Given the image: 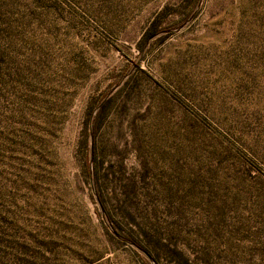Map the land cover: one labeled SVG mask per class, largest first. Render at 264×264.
<instances>
[{"label": "rangeland", "instance_id": "1", "mask_svg": "<svg viewBox=\"0 0 264 264\" xmlns=\"http://www.w3.org/2000/svg\"><path fill=\"white\" fill-rule=\"evenodd\" d=\"M0 264H264V0H0Z\"/></svg>", "mask_w": 264, "mask_h": 264}, {"label": "water", "instance_id": "2", "mask_svg": "<svg viewBox=\"0 0 264 264\" xmlns=\"http://www.w3.org/2000/svg\"><path fill=\"white\" fill-rule=\"evenodd\" d=\"M198 7H199V5H198ZM197 7V8H198ZM194 14H195V11L193 12V14L187 19V21L185 22V23H183L181 26H179L178 28H176L175 30H173V32H178V31H180L183 27H185L191 20H192V18H193V16H194ZM128 77V75L124 78V80L126 79ZM123 80V81H124ZM123 81L117 86V87H115V89H113V91L109 94V95H111L116 89H118L119 87H120V85L123 83ZM108 95V96H109ZM100 106H101V104H100ZM100 106H98L95 110H94V113L95 112H97V110L99 109V107ZM89 131H90V154L92 153V139H93V137H92V132H91V126H90V129H89ZM91 161V160H90ZM96 196V195H95ZM98 201V200H97ZM100 211H101V214H102V217H103V219H105V215H104V211H103V208L100 206ZM109 226V228L112 230V228L110 227V225H108ZM131 245H133V244H131ZM134 246V245H133ZM137 249L139 250V251H141L149 260H151L152 262H153V260L151 259V257L149 256V254L147 253V252H145L144 250H142V249H140V248H138L137 247Z\"/></svg>", "mask_w": 264, "mask_h": 264}, {"label": "trees", "instance_id": "3", "mask_svg": "<svg viewBox=\"0 0 264 264\" xmlns=\"http://www.w3.org/2000/svg\"><path fill=\"white\" fill-rule=\"evenodd\" d=\"M131 70H132V68H130V70L126 74V76L128 75V77L126 78V80H125V82H124L122 87L126 86L129 82H131L133 80V78H134V76L136 74V71H135V69L133 71H131ZM103 107H104V104H103V106L101 107V109L99 111H101Z\"/></svg>", "mask_w": 264, "mask_h": 264}]
</instances>
